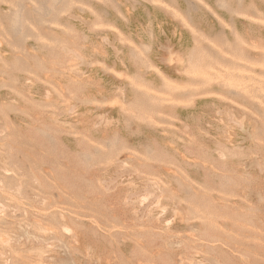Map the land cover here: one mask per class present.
Here are the masks:
<instances>
[{
  "label": "rangeland",
  "instance_id": "1",
  "mask_svg": "<svg viewBox=\"0 0 264 264\" xmlns=\"http://www.w3.org/2000/svg\"><path fill=\"white\" fill-rule=\"evenodd\" d=\"M0 264H264V0H0Z\"/></svg>",
  "mask_w": 264,
  "mask_h": 264
}]
</instances>
